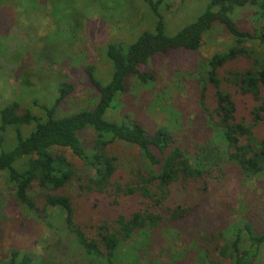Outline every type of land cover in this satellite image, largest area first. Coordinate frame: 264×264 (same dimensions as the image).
Returning a JSON list of instances; mask_svg holds the SVG:
<instances>
[{
  "label": "rangeland",
  "instance_id": "obj_1",
  "mask_svg": "<svg viewBox=\"0 0 264 264\" xmlns=\"http://www.w3.org/2000/svg\"><path fill=\"white\" fill-rule=\"evenodd\" d=\"M50 1L31 0L28 4V0H0V110L16 101L18 111L29 110L41 117L40 106L52 103L58 82L63 79L74 84V91L57 108V114L64 116L92 108L98 100V92L96 97L85 69L94 67L95 78L106 84L112 71L105 56L107 44L127 45L141 32L153 31V14L145 0H66L61 6L66 5L71 12L70 22L72 19L81 21L79 27L73 26L71 34L75 33V37H69L70 42L55 45L56 42L49 43L51 40L46 37L55 31L54 19H58ZM70 2L72 5L67 4ZM206 2L162 0L158 9L165 32L173 35L193 21ZM68 9H64L62 15H66ZM234 16L239 26L251 32L261 22L254 17L251 6L235 11ZM57 23L67 29L74 21L58 19ZM231 45L229 34L216 24L204 36L196 52L175 49L155 54L144 67L152 72L154 81L144 86L134 75L129 76L125 92L115 97L104 119L118 123L129 116L147 133L166 127L182 149L200 159L206 151L201 146L213 136V130L207 112L200 107L198 61ZM249 66V58L238 55L218 71L221 87L235 101L236 118L247 123L251 122L254 101L231 81L229 72L244 71ZM213 91L207 84L204 101L214 119L211 113L215 107ZM33 128L34 124L20 126L24 137ZM253 134L257 140L264 138V121L255 125ZM0 136V154L13 149L16 143L13 128L0 131ZM80 137L86 147L90 146L93 129H85ZM106 151L117 159L112 182L123 185L141 163L138 149L115 139ZM58 152L75 171L64 192L71 196L74 220L89 238H96L98 227L104 221L110 222L120 213L127 215L145 204L149 206L140 195L115 192L111 186L102 192L86 189L82 183L88 170L83 162L68 148H58ZM201 163L202 176L186 183L176 182L161 207L155 208L151 203L150 210L164 213L166 217L152 233L148 259L160 264H228L216 251L225 242L226 238L220 234L225 228L242 218L248 220L257 233L264 232V174L245 180L236 165L222 156ZM7 178V174H0V264H5L7 254L15 248L32 252L37 264H83L84 254L72 237L60 229L53 231L45 224V214L50 215L52 209L40 212L37 217L28 216L14 199ZM43 192L36 186L30 190L39 207ZM175 207L187 209L186 215L171 217L165 213ZM55 217L50 221L58 225ZM200 251L206 252L208 258ZM255 264H264V243Z\"/></svg>",
  "mask_w": 264,
  "mask_h": 264
},
{
  "label": "trees",
  "instance_id": "obj_2",
  "mask_svg": "<svg viewBox=\"0 0 264 264\" xmlns=\"http://www.w3.org/2000/svg\"><path fill=\"white\" fill-rule=\"evenodd\" d=\"M62 1L66 0L50 1L57 18L60 22L74 21V24L71 23V27L68 24L66 29L54 19L55 31L46 37L51 40L49 43L56 42L55 45L70 42L71 38H68L75 37V33L71 34L73 26H78L81 21L72 19L70 22L71 12L66 5L61 6ZM161 1L145 0L153 14V31L141 32L127 45L121 42L107 44L105 56L112 71L106 84L95 78L94 67L85 69L96 97L98 92V100L92 108L59 116L57 108L74 91V84L63 79L58 82L52 103L40 106L41 117L29 110L18 111L20 107L16 101L0 110V131L12 127L16 141L13 149L0 154V174L8 175L14 199L28 216L37 217L40 212L52 209L49 217L45 214V224L53 231L60 229L72 237L73 243L84 254L81 258L83 264H160L155 259H148L147 254L152 247V233L166 216L150 210V205L161 207L176 182L186 183L202 176L204 166L201 162L206 159L224 157L236 165L245 180L264 174V138L257 140L253 134L255 125L264 121V0H207L202 12L173 35L165 32L158 9ZM67 4L72 5V2ZM246 6H251L254 17L261 21L252 32L239 26L234 16L235 11ZM64 9H68L66 15H62ZM216 24L229 34L232 45L198 61L200 107L207 112L213 130V136L201 146L206 150L203 157L196 159L188 154L166 127L147 133L129 116L118 123L104 119V113L115 97L125 92L129 76L134 75L144 86L154 81L152 72L144 69L150 57L175 49L196 52L204 36ZM238 55L249 58L250 66L244 71L229 73L239 90L254 101L250 123L238 121L235 101L221 87L218 77L219 69ZM207 84L214 90L215 107L211 112L214 119L204 101ZM31 124L34 128L24 137L20 126ZM89 127L94 131V138L86 147L80 136ZM115 139L135 145L141 156L136 173L123 185L112 182L117 159L106 151ZM58 148H68L83 162L88 170L82 183L86 189L102 192L111 186L115 192L140 195L149 206L145 204L127 215L120 213L110 222L104 221L98 227L96 238H89L74 220L71 196L64 192L75 171ZM33 186L44 191L40 196V207L30 194ZM186 210L175 207L168 208L165 213L171 217H183ZM54 216L58 218V225L50 221ZM220 234L226 238L223 245L216 248L220 258L228 260V264H255L259 248L264 243V232L257 233L248 220L240 218ZM200 254L208 258L206 252L200 251ZM36 261L32 252L15 248L7 254L5 264H37Z\"/></svg>",
  "mask_w": 264,
  "mask_h": 264
}]
</instances>
